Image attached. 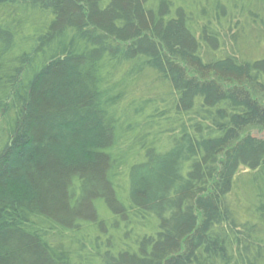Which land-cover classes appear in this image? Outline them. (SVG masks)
I'll return each instance as SVG.
<instances>
[{"label":"trees","instance_id":"1","mask_svg":"<svg viewBox=\"0 0 264 264\" xmlns=\"http://www.w3.org/2000/svg\"><path fill=\"white\" fill-rule=\"evenodd\" d=\"M0 264H264V0H0Z\"/></svg>","mask_w":264,"mask_h":264},{"label":"rangeland","instance_id":"2","mask_svg":"<svg viewBox=\"0 0 264 264\" xmlns=\"http://www.w3.org/2000/svg\"><path fill=\"white\" fill-rule=\"evenodd\" d=\"M255 134H257V133H255Z\"/></svg>","mask_w":264,"mask_h":264}]
</instances>
